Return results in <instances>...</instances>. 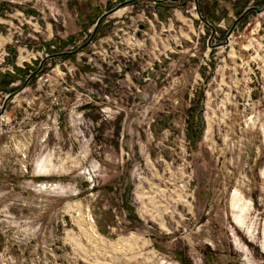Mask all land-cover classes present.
I'll return each instance as SVG.
<instances>
[{
  "label": "rangeland",
  "instance_id": "1",
  "mask_svg": "<svg viewBox=\"0 0 264 264\" xmlns=\"http://www.w3.org/2000/svg\"><path fill=\"white\" fill-rule=\"evenodd\" d=\"M0 264H264V0H0Z\"/></svg>",
  "mask_w": 264,
  "mask_h": 264
},
{
  "label": "crops",
  "instance_id": "2",
  "mask_svg": "<svg viewBox=\"0 0 264 264\" xmlns=\"http://www.w3.org/2000/svg\"><path fill=\"white\" fill-rule=\"evenodd\" d=\"M197 2H202L203 4H206V3H214V4H217V3H220V2H228L230 3L231 5L233 6H238L239 5V2H242V0H196ZM253 7L250 6L248 7L247 9L245 10H251Z\"/></svg>",
  "mask_w": 264,
  "mask_h": 264
},
{
  "label": "trees",
  "instance_id": "3",
  "mask_svg": "<svg viewBox=\"0 0 264 264\" xmlns=\"http://www.w3.org/2000/svg\"><path fill=\"white\" fill-rule=\"evenodd\" d=\"M69 52H63V53H61V54H68Z\"/></svg>",
  "mask_w": 264,
  "mask_h": 264
}]
</instances>
